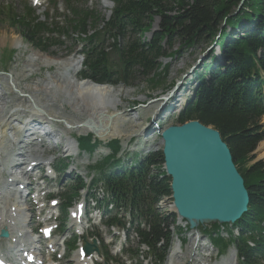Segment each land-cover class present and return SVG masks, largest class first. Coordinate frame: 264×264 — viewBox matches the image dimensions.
Masks as SVG:
<instances>
[{
	"label": "trees",
	"instance_id": "obj_1",
	"mask_svg": "<svg viewBox=\"0 0 264 264\" xmlns=\"http://www.w3.org/2000/svg\"><path fill=\"white\" fill-rule=\"evenodd\" d=\"M113 1L115 9L108 21L104 15L86 13L75 16L74 22L63 29L65 34L74 32L88 37L85 70L81 74L84 80L134 88L137 82L152 79L150 86L158 88L161 86L158 77L162 75L157 74L159 61L177 54L169 52L175 38L180 47L191 48L202 38L221 47L227 65L218 66L214 57L212 64H203L202 70L206 68L210 72L206 74L210 79L201 75L202 84L195 98L177 121L180 125L197 121L212 127L229 147L250 195L249 213L234 225L240 237L233 243L242 264H260L256 256L264 252L261 235L264 232V164L251 163L252 154L264 141V0H245L239 12L243 0ZM27 16L32 18L33 13L27 12ZM156 18L160 19L159 30L150 42H143ZM9 20L23 40L36 49L48 51L59 43L57 38H46L41 25L26 24L15 15ZM107 40L111 42L108 46ZM108 49H112L118 62H111ZM81 143L91 151L98 146L91 144V137ZM111 148L117 152L118 142ZM163 162V154L152 155L148 160L149 166ZM147 171V166H143L128 178L108 181V186L134 200L132 207L150 227L142 232V241L162 260L165 250L158 249V245L162 240L170 241L169 227L175 217L155 214L153 203L162 196L172 195L171 180L148 182ZM248 241L255 244L248 246ZM217 243L223 248L227 245L222 238Z\"/></svg>",
	"mask_w": 264,
	"mask_h": 264
},
{
	"label": "bare ground",
	"instance_id": "obj_2",
	"mask_svg": "<svg viewBox=\"0 0 264 264\" xmlns=\"http://www.w3.org/2000/svg\"><path fill=\"white\" fill-rule=\"evenodd\" d=\"M13 41V46L17 48L23 46L21 40L20 42H17V40ZM29 61L32 64L29 65L28 63L26 66L24 65L23 74L33 72L34 67H37L39 69L43 67L51 68L53 66L63 67V65L65 64H69V67L64 68L61 73V79H65L63 84H59L60 82L56 81L53 78H49L44 83H41V86H39V84H35L34 87H26L24 89V87L21 88L19 85V75L12 73L8 79H0V84L5 87L6 90L8 89L11 92H15L17 95V97H15L10 102H8V100H10L9 98L7 100L3 98L0 101V152L2 151V155L4 154L6 157H1L2 160H0V172L3 165H5L6 162L11 158L12 161L10 162L12 166L13 163H15V158H18L19 155H21V152L22 155H24V157H22L23 160L25 161V163L27 162L29 150L28 148H26L25 151L20 150L21 146L17 145L15 142L16 139L14 136L16 135V133H13L14 126H16V119L14 118H16V116L19 114L30 113L32 115L33 113H40L44 116V120L46 123L50 121L51 123H53V125L61 120L66 122L67 126L69 127L64 128V133L66 134L65 153H68V148H70L71 143H73L72 138L69 136L75 131L85 134L94 132L95 135L99 136L103 140L121 138L123 135L124 137L129 138L132 135V133H130V136H127L124 133L125 124L130 123L131 125L132 122L128 121V116L125 113H121L119 110V99L122 95V92H116L114 88L109 86H98L89 82H78L75 78V72L78 71L80 62L76 64L75 61L69 60L68 63L63 61L64 64H61V61L42 55L40 53H33ZM71 74L73 75V77ZM54 90H56L57 92L55 93ZM57 93H63L66 96H69L71 101H75L72 115L74 116V118L70 117V119L69 116L67 118L63 112H61L60 110L56 111L54 109V95H58ZM122 96H124V94ZM53 103L54 105H51ZM9 104L14 105L9 106ZM34 105L39 109H35ZM33 122L36 123V125H39V127L40 125H42L47 130V134L50 133V129L44 122L42 123V121L38 119H34ZM18 124L19 123L17 122V126H19ZM94 126H96V128H98L99 126V128L95 129ZM130 128V130L133 131V129L137 127L131 126ZM19 130L22 131V129L20 128ZM20 143H23L22 139ZM9 144L12 147V153L10 154L6 151V147ZM16 146L21 152H13ZM27 146H29L28 143ZM259 149L261 157L264 158V143L261 144ZM19 161L21 162V157L19 158ZM16 180L17 178H14V181ZM3 185L4 186H2V184L0 183V231L2 229H6L10 232L11 238L9 242L10 244H14V250L22 252V254H24L26 251H31L32 248H35L36 250L37 239H34L32 236H30L28 227L26 226V222H22L25 213H23L20 202L15 197L17 196L16 192L12 191L13 188L7 187V184ZM10 203L12 204L14 210H12L11 208L9 209V207L7 209L6 206H9ZM80 227L83 228L84 226ZM58 243L59 241L52 243L53 250L58 246ZM195 248L196 250H199V247L197 245L195 246ZM179 254H181V252L175 250L173 256ZM234 255L235 254L233 253L230 256L231 262L226 264H236V261H234L236 256ZM96 260H98V258H96L95 256H88L83 258L78 254L75 264H95L94 262ZM175 260L177 261L175 262ZM175 260L174 257H172L168 264H183L180 257L175 258ZM201 262L204 263V261Z\"/></svg>",
	"mask_w": 264,
	"mask_h": 264
},
{
	"label": "rangeland",
	"instance_id": "obj_3",
	"mask_svg": "<svg viewBox=\"0 0 264 264\" xmlns=\"http://www.w3.org/2000/svg\"><path fill=\"white\" fill-rule=\"evenodd\" d=\"M25 1H28V0H0V14L2 15V18L0 20V74L3 77H5L8 74L11 75L12 73L19 75V85L21 88L24 87V89L26 87L27 88L34 87L35 84L36 85L39 84V86H41V83H44L49 78H53L56 81L60 82L59 84H61V83L63 84L65 79H61L62 78L61 73H62L64 68L69 67L68 66L69 64L68 65L65 64V65H63V67L53 66L51 68L43 67L41 69L34 67L33 72L23 74L24 65L26 66L28 63H29V65L32 64V63H30L31 60L29 61V59L32 57L33 53H40L42 55H45V56L51 57L53 59L59 60V61H61V64H64V62L68 63L69 60H73V61H75L76 64H78L80 61H78L77 58L75 59L73 57L75 53L72 54L74 47H75V42H76V40H78V38L76 37L77 34H72L74 38L69 37L65 40H62L64 42L63 45L50 49L48 51V53H44L40 50H37L36 48L25 43L23 38L11 26V22L9 20L10 16L6 13V11H4L5 7H12V9H11L12 11H14L17 14H21L24 10V7H25ZM30 1H33V0H30ZM58 1H59L60 5H59V9H57V10L56 9L53 10L52 5L50 8L49 7L50 3L48 5L46 4L41 9L36 8L37 14L41 17V20H44V15L47 12L50 14L51 18L61 16L65 13V5L63 4L62 0H58ZM79 3L81 5H85L86 7L90 8V9H96L99 12H101L102 14H105L107 17H109L107 15L109 11L105 7L107 4H103L99 0H87V1L79 0ZM159 25H160V19L159 18L154 19L153 20V26H152V27H154V30H157ZM228 31L230 32V29H228ZM144 37L146 39H150L149 33H147ZM13 40H17V42H20V40H21L23 46L18 47V48L13 46L14 45V43L12 45ZM1 43L5 44V45H3ZM172 48L173 49L170 50L169 52H177V54L171 58H165V59H162L159 61L160 70L158 71L157 74H162L160 77H158L159 82L161 83L160 87L152 88L150 86V82L152 79H149V80L146 79V80H141L140 82H137V87L135 86L134 88H125L122 86L115 88L116 92H122V95L124 94V96L121 95V97L119 99L120 100L119 110L121 113H125L128 116V118H127L128 121L132 122L131 125H130V123H128L129 125L125 124L126 127L124 126L125 135L130 136L129 135L130 133H132V135L129 138L124 137V135H123L121 138H116V139H122L124 142H126V140H128L132 136L136 135V132H138L139 129H141V127H145L148 124V122H149L148 119L149 118H150V120L152 119L153 114L156 113V110H161L162 108H164V105L167 104V102L163 103L164 101L162 99L160 101H158V99L162 98V96L168 97V95L170 94L169 92H173L175 86H177L176 84L182 83L184 81L185 76H187V78H185V79H187V81L190 82V81L194 80V78L196 76H198V74L203 75L204 72L201 71L203 62L205 60H207L206 63L210 64L208 57L211 54L218 51L217 47L214 46V44L211 42L210 39L206 40L204 38L200 39L191 48L180 47L179 41H177L175 38ZM75 50H76V52H78L80 50V48L77 47V48H75ZM52 56L61 57V58H68V59L55 58ZM69 57H72V58H69ZM200 60L203 62L198 63ZM117 61H118L117 56L111 54V62L116 63ZM38 69H39V71H38ZM79 69H80V67H79ZM79 69H78V71H79ZM193 69L195 70V75H193L194 74L193 72H192V74H190V72ZM78 71L75 72V74H77ZM72 77H73V75H72ZM77 81L80 83L81 82L85 83V81H81L78 79H77ZM188 82H186V81L184 82V84H185L184 88H181L182 87L181 85L177 86V90H175L173 93L174 98L175 99L177 98L176 101L181 100L180 96H179L180 93L185 95L186 99H190L192 97V95H193V91H192L193 88L192 87L194 84L193 83L189 84ZM189 89H191V90H189ZM179 91H181V92H179ZM6 92L8 93L7 96H11V97H9L10 100H8V102H10L15 97H17L15 92H9V91H6ZM54 92L56 93L57 91L54 90ZM57 94L58 95H54L55 105H54V103L51 105H54L53 107L56 111L60 110L61 112H63L67 118H68V116H69V118L70 117L74 118V116H72V115H73V108L75 106V101H71L70 97L66 96L63 93H57ZM5 98H6V96H5ZM152 101H154V102L152 103ZM181 101H182L181 104H183L184 103L183 100H181ZM11 105L12 104H9V106H11ZM158 107H161V109H158ZM176 110H177V108H176ZM80 119H82V118H80ZM177 119L178 118H177V113H176L170 121H164L162 123V127L180 126ZM61 121H63V120H61ZM62 123H63V125L64 124L67 125L66 122H62ZM262 124L264 126V118H262ZM131 126L137 127V128H135V129H133V131H131L130 130ZM129 130H130V132H129ZM63 131H64V129H63ZM9 133H10V131H9ZM85 135L86 134H83V133L78 134V131H75V132H73L72 137H74V138L78 137V136L84 137ZM154 140L159 141L158 135H157V137H155ZM263 143H264V141L261 144H263ZM261 144L258 146V148L255 152V156H253L256 159L254 164L258 163V162H261L264 164V158L261 157V153L259 152V150H260L259 148H260ZM17 149L18 148L15 147L13 152L19 153L20 150L18 149V151H17ZM6 151L9 152V154L12 153V147L10 144L6 147ZM100 151H102V153L105 152L104 150H99L97 152L100 153ZM0 156L1 157L4 156V155H2V152H0ZM0 160H2V159L0 158ZM10 161H12V158L10 160H8V162L11 165ZM8 162H6L5 165H9ZM2 186H4V185L2 184ZM66 186H68V185L66 183H64V184H62L61 187H58V188L56 187V190L63 192L66 189ZM169 206H171V201H169V205L167 206L165 212H168L167 209ZM6 207L8 209L9 206H6ZM209 226H212V225H209ZM205 233L207 235L209 234L207 231H205ZM1 244L2 243H0V245ZM0 250H1L2 254H4V253L9 251V248L7 245L2 244V246L0 247ZM41 253L42 252L39 250L38 254H41ZM216 254H217L216 252L213 254V256H214L213 262H215ZM43 256L46 258V254H44ZM193 256H194L193 252H189L187 254L188 260L189 261H191V259L194 260L195 256H194V258H193ZM73 259H74V254L72 256H70L66 261L62 262L61 264H70V262H71V264H75L74 262H72ZM176 261L177 260H175V262ZM234 261H236V258L234 259ZM202 264H205V263H202Z\"/></svg>",
	"mask_w": 264,
	"mask_h": 264
},
{
	"label": "water",
	"instance_id": "obj_4",
	"mask_svg": "<svg viewBox=\"0 0 264 264\" xmlns=\"http://www.w3.org/2000/svg\"><path fill=\"white\" fill-rule=\"evenodd\" d=\"M162 140L174 206L191 229L206 223L239 221L247 212L250 196L221 134L192 121L165 129ZM85 251L88 255L97 251L96 243H86Z\"/></svg>",
	"mask_w": 264,
	"mask_h": 264
},
{
	"label": "snow or ice",
	"instance_id": "obj_5",
	"mask_svg": "<svg viewBox=\"0 0 264 264\" xmlns=\"http://www.w3.org/2000/svg\"><path fill=\"white\" fill-rule=\"evenodd\" d=\"M36 2L38 3V2H39V0H36Z\"/></svg>",
	"mask_w": 264,
	"mask_h": 264
}]
</instances>
